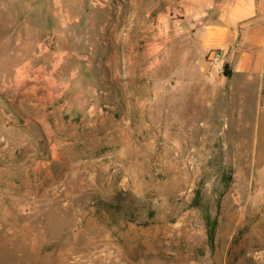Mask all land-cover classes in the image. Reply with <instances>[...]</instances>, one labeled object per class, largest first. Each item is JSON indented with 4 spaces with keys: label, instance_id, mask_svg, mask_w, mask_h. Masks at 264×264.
I'll return each mask as SVG.
<instances>
[{
    "label": "rangeland",
    "instance_id": "1",
    "mask_svg": "<svg viewBox=\"0 0 264 264\" xmlns=\"http://www.w3.org/2000/svg\"><path fill=\"white\" fill-rule=\"evenodd\" d=\"M175 8L0 0V264H264L261 72Z\"/></svg>",
    "mask_w": 264,
    "mask_h": 264
},
{
    "label": "crops",
    "instance_id": "2",
    "mask_svg": "<svg viewBox=\"0 0 264 264\" xmlns=\"http://www.w3.org/2000/svg\"><path fill=\"white\" fill-rule=\"evenodd\" d=\"M175 5L178 18H165V44L191 36L200 52L222 49L234 74L262 71L264 0H175ZM174 28L176 35L171 33Z\"/></svg>",
    "mask_w": 264,
    "mask_h": 264
},
{
    "label": "built area",
    "instance_id": "3",
    "mask_svg": "<svg viewBox=\"0 0 264 264\" xmlns=\"http://www.w3.org/2000/svg\"><path fill=\"white\" fill-rule=\"evenodd\" d=\"M207 59L213 69L217 71L223 70V55L219 49H211L208 51ZM261 77L263 79V90H264V68L261 71Z\"/></svg>",
    "mask_w": 264,
    "mask_h": 264
},
{
    "label": "trees",
    "instance_id": "4",
    "mask_svg": "<svg viewBox=\"0 0 264 264\" xmlns=\"http://www.w3.org/2000/svg\"><path fill=\"white\" fill-rule=\"evenodd\" d=\"M223 74L224 75H226V76H228L229 75V73H230V70L228 69V65H227V63H223ZM209 231H210V233H212L213 232V226H210L209 227Z\"/></svg>",
    "mask_w": 264,
    "mask_h": 264
},
{
    "label": "bare ground",
    "instance_id": "5",
    "mask_svg": "<svg viewBox=\"0 0 264 264\" xmlns=\"http://www.w3.org/2000/svg\"><path fill=\"white\" fill-rule=\"evenodd\" d=\"M249 141V140H248ZM249 144V143H248ZM251 145V144H250ZM248 148V147H247Z\"/></svg>",
    "mask_w": 264,
    "mask_h": 264
}]
</instances>
